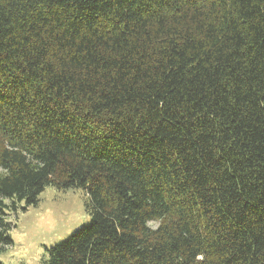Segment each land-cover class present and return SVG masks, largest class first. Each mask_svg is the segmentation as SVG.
Instances as JSON below:
<instances>
[{
	"label": "trees",
	"instance_id": "trees-1",
	"mask_svg": "<svg viewBox=\"0 0 264 264\" xmlns=\"http://www.w3.org/2000/svg\"><path fill=\"white\" fill-rule=\"evenodd\" d=\"M47 188L41 264H264V0H0V251Z\"/></svg>",
	"mask_w": 264,
	"mask_h": 264
},
{
	"label": "rangeland",
	"instance_id": "rangeland-1",
	"mask_svg": "<svg viewBox=\"0 0 264 264\" xmlns=\"http://www.w3.org/2000/svg\"><path fill=\"white\" fill-rule=\"evenodd\" d=\"M86 200L81 190L47 188L36 206L9 214L7 221L12 242L0 251V262L41 264L47 256V248L66 240L90 222L85 210Z\"/></svg>",
	"mask_w": 264,
	"mask_h": 264
}]
</instances>
